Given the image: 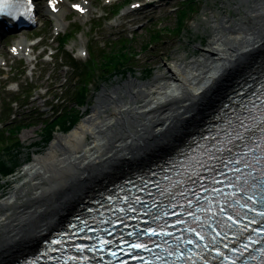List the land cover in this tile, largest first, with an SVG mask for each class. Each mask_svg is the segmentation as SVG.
I'll return each instance as SVG.
<instances>
[{"label": "bare ground", "instance_id": "6f19581e", "mask_svg": "<svg viewBox=\"0 0 264 264\" xmlns=\"http://www.w3.org/2000/svg\"><path fill=\"white\" fill-rule=\"evenodd\" d=\"M227 5L237 16L212 12L199 58H180L149 81L132 77L104 88L78 127L56 135L23 168V180L0 201V264L37 246L102 182L172 150L264 53V0Z\"/></svg>", "mask_w": 264, "mask_h": 264}, {"label": "rangeland", "instance_id": "374dc122", "mask_svg": "<svg viewBox=\"0 0 264 264\" xmlns=\"http://www.w3.org/2000/svg\"><path fill=\"white\" fill-rule=\"evenodd\" d=\"M195 12L190 14V22L186 25V31L181 34L175 33L172 30L177 26V18L174 14L169 19L165 20V24H158L155 26L162 27V31L160 34V38L158 41L154 42L151 47H147L145 49L146 42L149 44L151 39V34L155 32L157 29H153L152 31L145 30L140 32V35L134 38V42H131L132 50L137 53V57L133 58L129 64H127V68H131L133 78H137L144 81L152 80L156 74L166 72V65L171 66L174 61H177L180 58H188L189 60H193L195 58H199L202 54V50L207 48L210 35H211V26L209 21L211 20V14L213 11H217L224 15L237 16V11L232 10L228 5V1L232 0H194ZM203 11H202V7ZM202 11V12H201ZM222 17V16H221ZM69 19H75L70 17ZM68 24V23H67ZM73 24L71 25L72 28ZM154 26V27H155ZM80 30L85 33L80 38L76 39V36L71 40V45L76 47V51L78 53L79 49L84 45L86 34L88 35V39L91 40L90 47L91 50L96 48L97 46H105L108 48L110 45L107 41L100 42L97 36L95 35V31L91 28V25L88 23L82 24L79 27ZM97 31V30H96ZM109 31V30H108ZM137 50L138 52H136ZM148 70L151 72L147 73ZM14 78H17V73L14 71ZM59 74V73H57ZM64 75V72H62ZM49 75H45L42 78H34V85L40 87L42 89L51 88L53 85V81L48 80ZM101 76V74H100ZM107 75H102L96 79L94 85H92V100H91V110L88 111L84 108V119L88 117V115L92 112V107L96 104V97L101 94L103 88L111 89L112 87L123 84L131 77L129 74L118 76L117 78L111 79L112 77H106ZM106 77V78H104ZM49 95H44V92L41 93L38 90L35 92L34 96L30 99V108L34 110L42 109L48 106L47 99L50 98ZM0 110L2 103V96H0ZM83 119V120H84ZM83 121H80L78 126ZM2 126V125H1ZM64 126V125H60ZM77 126V127H78ZM42 126H36L29 129H25L20 133V139L27 145H30L32 142L37 141L38 138V130H40ZM62 127L56 129L54 135L65 134L64 128ZM71 133V132H70ZM68 133V134H70ZM52 135V140L54 141ZM52 141L48 143V145L37 144L36 148L32 149L26 148L22 149L19 155L16 156V163H18L19 168L17 169V173L9 176L6 179L0 180V201L4 200L9 196L10 192L14 189V186L23 180V177L20 176L22 174V168L24 163L31 162L35 155H40L46 152V150L50 147ZM33 152L35 154H33ZM10 154V151L8 152ZM9 157V156H8ZM22 166V167H21Z\"/></svg>", "mask_w": 264, "mask_h": 264}, {"label": "snow or ice", "instance_id": "6c2138e0", "mask_svg": "<svg viewBox=\"0 0 264 264\" xmlns=\"http://www.w3.org/2000/svg\"><path fill=\"white\" fill-rule=\"evenodd\" d=\"M28 2L31 3V0H28ZM49 3H50V4H53V3H54V0H49ZM74 7H79V6H78V5H74ZM53 10H56V9L54 8ZM81 11H83V9H81ZM8 14L11 15V13H8ZM240 129H242L244 133L249 132V127H248V125L244 124L243 122L240 123ZM260 131H261V133H262V136H264V125H261V126H260ZM233 134L235 135V139H236V140H243V139H244V137L241 135V132H240L239 129H234V130H233ZM228 142H229V143L232 142L231 137L229 138V141H228ZM257 147H260V145L257 144ZM218 150H219V149H218ZM223 151H229V152H230L231 150L228 149L227 147H225V148L223 149ZM249 151L252 152L253 155H255L256 149L250 147V148H249ZM212 159H216V157H215L214 155H210V156H209V160H212ZM221 163H224V162L221 161ZM233 163H235V164L245 163V166H246V167H250V165H248V164L246 163V161L244 160L243 157H242L241 159H239V160L229 161L228 163L224 164V167L227 168V167H229V165H231V164H233ZM232 170L238 172V171H239V168H234V169H232ZM209 171H211V169H209ZM252 199H253L252 197H249V200H252ZM137 200L139 201V198H137ZM253 203H254V204H255V203H259V204L264 205V198H261L260 200H253ZM153 206H155V205H153ZM249 210H250V211H256L255 208H250ZM122 211H124L125 214H127L128 212H133V213H134V212L137 211V209H135L131 204H129V206L127 207V209H122ZM220 211L223 213V212L226 211V209L221 208ZM190 214H191V213H190ZM259 215H260L261 217H264V211H260V212H259ZM197 219H198V217H196L195 215H193V221H196ZM227 219H228L229 221H232L234 224H235V223H239L238 220H234L233 217L230 216V215L227 217ZM219 224H220V222L217 221V227H219ZM201 227H205V225H201ZM246 227H247V226H245V228H246ZM142 234H144V235H150V236H156V235H157V232L155 231V229H145V230H143V233H141V232H135V233H133V232H129V233H128L129 236L136 235L137 237H139V236L142 235ZM196 235L199 236L200 233L197 232ZM200 238H201V239H204L203 236H201ZM98 239H99V238H98ZM213 239L215 240V237H213ZM101 243L110 244L111 241H101ZM130 247L133 248V249H136V248H143V247H145V245H143V244H136V243H133V244H130ZM205 247H207V245H205ZM224 247L227 248L228 245L225 244ZM245 247H246V246H245ZM86 248H87V246H85V245H80V246H78V250H79V251H83V250H85ZM92 250L95 251V249H92ZM112 254L115 255V253H112ZM218 255L223 256L224 254H223V253H218ZM232 264H235V261H233Z\"/></svg>", "mask_w": 264, "mask_h": 264}, {"label": "trees", "instance_id": "16d2710c", "mask_svg": "<svg viewBox=\"0 0 264 264\" xmlns=\"http://www.w3.org/2000/svg\"><path fill=\"white\" fill-rule=\"evenodd\" d=\"M78 121H79V116L73 115L71 118H69V119L66 118L65 120H63V122H61V124L64 125V130H69V129H72L78 123ZM55 126H56V124H54L52 127H50L48 129L47 135L45 136V138L43 140L44 144H47L48 141H50L49 139L52 138V134H53V131L55 129ZM15 146L22 147V144L20 143V141L17 140V142L15 143ZM16 152H18V148L14 149V151H11L10 155H9V157H10L9 162H12L14 164V167L17 165L16 161L14 162ZM9 162L8 161H0V176L6 175L7 173H10L13 171L12 168L8 167Z\"/></svg>", "mask_w": 264, "mask_h": 264}]
</instances>
